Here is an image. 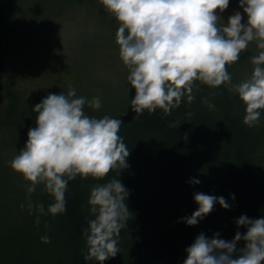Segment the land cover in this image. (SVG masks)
<instances>
[{
  "label": "trees",
  "instance_id": "1",
  "mask_svg": "<svg viewBox=\"0 0 264 264\" xmlns=\"http://www.w3.org/2000/svg\"><path fill=\"white\" fill-rule=\"evenodd\" d=\"M15 1L0 0V4L6 5L0 6V134L12 135L10 139L4 135L0 143L3 192L0 264H98L84 259L87 245L83 229L94 218L88 203L91 188L113 178H120L130 193L126 203L131 216L127 228L118 237L120 252L104 264H184L186 249L200 234L211 239L219 233L221 239L231 241L237 231L246 232V228H238L236 223L242 215L250 219L264 216V124L258 129L244 124L245 106L235 93L225 87L200 85L195 91V100L189 104L185 99L170 115L164 116L159 109L153 114L147 111L136 114L131 110V98L135 95L131 85L118 86L115 91L114 85H110L106 95L93 81L94 77L101 79V76L92 72L88 73L85 85L73 73L68 79H74L71 75L79 81L61 83L68 90L69 86L74 87L78 97L77 91H80L88 100L100 98L102 107L98 110L85 105L87 115L95 118L107 115L123 121L119 135L130 151L128 168L120 177L119 170H113L103 181L92 177L69 181L63 214L53 216L48 212V206L54 201L43 185L37 187L29 201L27 185L30 182L20 174H15V178L8 175V158L2 150L5 145L20 144L19 138L23 144L28 130L36 126L33 113L36 104L6 84L5 79L15 38L21 41L28 25L27 17L32 14L38 19V9L46 4L39 3L23 11ZM17 10L23 16L16 15ZM246 55L250 54L241 53L240 59ZM3 86L6 90L1 93ZM205 97L215 105L214 109L203 103ZM172 124L176 126L170 127ZM193 178L201 183L191 185L189 181ZM11 188L15 189V195L9 193ZM197 192L224 197L230 208L226 210L217 203L196 226H188L184 218L191 217L198 209L194 200ZM29 202L43 203L44 213L30 210ZM38 215L39 224L36 223ZM45 235L50 243H42L41 237ZM243 246L241 241L237 248Z\"/></svg>",
  "mask_w": 264,
  "mask_h": 264
},
{
  "label": "clouds",
  "instance_id": "2",
  "mask_svg": "<svg viewBox=\"0 0 264 264\" xmlns=\"http://www.w3.org/2000/svg\"><path fill=\"white\" fill-rule=\"evenodd\" d=\"M100 3L119 24L116 43L128 71L127 80L135 90L130 102L134 113L153 114L159 109L167 116L185 99L191 104L200 85H224L245 106L244 124L253 127L259 122L264 110V0H239L242 12H234L226 23L217 13H224L230 0ZM252 43L258 53L250 57L251 74L233 83L228 66L239 61ZM203 103L215 108L207 97ZM85 105L93 110L102 107L99 97H78L72 86L67 93L48 94L33 107L36 126L28 130L24 148L10 162L11 168L30 182L29 201L37 187L44 186L54 201L48 206L53 216L66 212L69 181L77 177L103 181L113 170H119L120 177L128 168L130 151L119 135L123 121L107 115L91 117L85 113ZM189 183L196 186L201 182L193 178ZM129 195L120 178L91 188L88 203L94 218L83 229L85 261L104 264L120 252L118 237L131 216L126 203ZM194 200L198 209L184 218L188 226H196L217 203L230 208L224 197L202 192L195 193ZM28 207L38 214L45 211L43 203L29 202ZM36 223H40L39 215ZM236 223L246 232L237 231L231 241L221 239L219 233L211 239L200 234L186 249L184 264H264V216L250 219L242 215ZM41 241L47 244L50 238L45 235ZM241 241L244 246L238 249Z\"/></svg>",
  "mask_w": 264,
  "mask_h": 264
},
{
  "label": "rangeland",
  "instance_id": "3",
  "mask_svg": "<svg viewBox=\"0 0 264 264\" xmlns=\"http://www.w3.org/2000/svg\"><path fill=\"white\" fill-rule=\"evenodd\" d=\"M16 1L23 11L33 9V6H38L39 3L46 4V6L38 9L40 12L38 19L32 14L27 17L26 31L22 33L21 41L18 40V37L15 38L7 62L6 84L29 98L32 104L40 103L50 92L59 94L58 91L60 90L61 93H67L68 89L61 81L68 83L69 81H79L71 75L70 77L74 79L69 80L68 75L71 73L79 75L83 85L89 79L88 73H98L101 79L94 77L93 81L106 95L111 89L110 85H114L113 91L118 86L130 85L127 80V68L123 65L119 58V51L116 49L118 45L114 32H117L119 24L116 20L113 21L114 16L108 13L100 0ZM66 1L67 3H64ZM0 6L6 7L2 4ZM82 6L89 7L91 10L88 12L87 8ZM236 11L242 12L239 8V0H230L229 8L224 13L218 12L217 14L221 15L222 20L226 23L228 17ZM87 12L88 14H86ZM16 13V15L23 16V12L18 13L17 10ZM65 17L66 19H64ZM17 18L19 19V16ZM246 21L245 15L242 22L246 23ZM91 22L93 29H90ZM107 29L111 32H108ZM245 52L250 55H246L245 59H239L235 64L228 66V72L233 77V83H238L251 74L250 57L258 53L255 43L250 44ZM4 86L7 87V85ZM4 86L1 93L6 90ZM221 87L225 86L221 85L218 88ZM225 88L227 89V87ZM53 89L55 90L53 91ZM77 93L82 96L80 91ZM1 97L7 103L3 94ZM262 124H264V110H261V118L253 127L258 129ZM4 135L8 139L12 138L10 133L0 134L1 144ZM27 136L28 134L23 137V144H21L22 138H19L21 140L17 143L20 144L5 145L4 150H2L8 158L7 165L10 173L8 175L12 178H15V174L20 175L11 168L9 162L24 148V141L28 139ZM0 187H2L1 184ZM9 193L15 195V189L11 188ZM0 197H3L1 189ZM1 209L2 199L0 200Z\"/></svg>",
  "mask_w": 264,
  "mask_h": 264
}]
</instances>
